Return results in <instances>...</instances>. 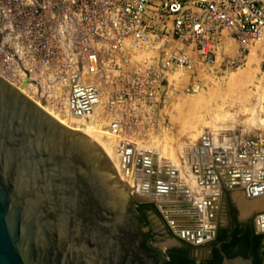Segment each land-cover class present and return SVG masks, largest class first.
Instances as JSON below:
<instances>
[{
  "label": "built area",
  "instance_id": "1",
  "mask_svg": "<svg viewBox=\"0 0 264 264\" xmlns=\"http://www.w3.org/2000/svg\"><path fill=\"white\" fill-rule=\"evenodd\" d=\"M255 49L264 75V0H0V77L74 125L92 119L123 173L152 186L171 184L148 146L178 97Z\"/></svg>",
  "mask_w": 264,
  "mask_h": 264
},
{
  "label": "water",
  "instance_id": "2",
  "mask_svg": "<svg viewBox=\"0 0 264 264\" xmlns=\"http://www.w3.org/2000/svg\"><path fill=\"white\" fill-rule=\"evenodd\" d=\"M263 189L253 182L248 196ZM208 205L216 218L219 205ZM0 264H157L134 235L130 204L101 150L2 77ZM221 264L253 260L223 253Z\"/></svg>",
  "mask_w": 264,
  "mask_h": 264
},
{
  "label": "bare ground",
  "instance_id": "3",
  "mask_svg": "<svg viewBox=\"0 0 264 264\" xmlns=\"http://www.w3.org/2000/svg\"><path fill=\"white\" fill-rule=\"evenodd\" d=\"M255 52L256 50L252 51V56L256 55ZM40 107L62 125L71 130H77L83 133L96 144L102 154L108 159L111 167L115 169H113L115 175H120L121 179L126 181L128 185L127 187V185L119 181L122 194L124 195L123 199H125L127 190L133 185L132 188L136 190V193L142 195V197H139L137 194L139 199L151 201L158 205L176 234L184 235L195 243H201L213 236L217 225V216L216 218L210 217L211 208L208 203L216 202L219 205L221 194L224 189L235 190V199L244 217H246L250 211L252 213V209L254 210V208H264V189L259 191L257 195H252L250 197L247 191L248 186L253 182H259L261 185H264V178L260 177V173H264V138H251L246 144V148L240 150L241 155L239 156L240 158H238L236 155L238 153L235 154L237 150L233 153L234 156L231 154V151H234V148L238 145L235 143V135L232 138L225 136L221 139L222 137L210 136L208 133H205L210 137V145L208 147H202L201 142H199L194 145V147L179 152L180 160H183V166H185L184 169L178 168V163L174 165V162L170 165L166 162L162 163L161 160L163 158L166 160L167 156H172V152H166L163 148L154 145L153 143L158 141V139L154 140L149 143L148 147L153 150V158H155V161L161 166L169 169V172H165L166 176L164 175V177H168L169 179L167 180L171 181V184H169L168 187L157 186V184L152 186L148 184V178L144 174L129 173V175H125L123 173L117 153L118 141L107 131H104L103 127L96 126L92 119L88 121L75 120L79 124L74 125L71 120L51 112L42 105ZM257 108L258 111L263 110V106L260 102ZM256 120L259 121L258 119ZM257 121L255 122L259 123ZM82 123L84 126L80 125ZM75 126H77V128H75ZM166 137L167 135H165L163 139ZM226 139L227 141H225ZM135 149L140 152L145 148L142 143H137ZM220 150H224L225 154H227L225 157L228 158L226 159L228 163L238 158L243 159L241 164L243 166L245 164L248 167L245 166L244 169L241 170V168L236 166L226 171H216V169L220 167L218 163H221L222 158H224L222 157L224 153L220 152ZM236 161V164L240 163L238 160ZM175 166L177 168H174ZM207 166L210 167L209 171L206 169ZM121 174L124 175L122 176ZM211 177L217 180L212 179L209 181ZM118 180H120V177ZM243 188L246 191V198L252 199L256 196H258V198L250 201L244 200L245 197L243 194L242 196L244 199L239 195L241 194L239 191ZM258 219V228L261 230L263 224L260 221V216Z\"/></svg>",
  "mask_w": 264,
  "mask_h": 264
},
{
  "label": "rangeland",
  "instance_id": "4",
  "mask_svg": "<svg viewBox=\"0 0 264 264\" xmlns=\"http://www.w3.org/2000/svg\"><path fill=\"white\" fill-rule=\"evenodd\" d=\"M236 48L235 45L231 47L229 51L230 57H235ZM256 52V55L252 56L251 54V57L240 65V67L229 69L227 73H218L214 70L212 76L206 77V81L204 80L201 89L197 93L178 97L170 111V134L165 139H158V141L153 143L163 148L166 152H172V156H167L166 160L164 158L161 160L162 163L166 162L168 165L172 164V162H174L173 165L178 163V168L184 169L185 166H183V160H180L179 152L184 149L192 148L194 145L198 144L204 133H208L210 136L222 137L221 139L225 136L232 138L235 135V143H239L241 146H246L250 138H264V121H262L264 120V75L260 69L261 61L259 60V54ZM259 102L263 106L262 111H258L257 107ZM254 119L259 123H256ZM75 128H77V126H75ZM225 141H227V139ZM238 158H235L233 163L236 164V160H238L240 163L236 165L243 170L246 165L244 164L243 166L241 164L243 159ZM174 168L177 167L175 166ZM121 175L123 176L124 174ZM117 176L118 179L120 177L119 181H121V183L127 185L126 181H123L120 175L117 174ZM132 186L125 193L124 200L127 204H131L132 202L140 203L139 197H142V195L136 193V190L133 189ZM234 192L235 190L223 191L220 222L224 220L223 207L228 199H232L239 208ZM239 192L241 193L239 195H241V197L244 196L245 199L244 197L243 199L247 201L258 198V196H256L252 199L247 197V199L244 188ZM145 203L155 204L151 201H146ZM155 205L159 212L162 213V217L151 215V222L156 233L160 232L156 237L155 245L163 250L172 242L171 239L163 235L167 233L166 229L171 232L174 238L182 236L175 233V230L172 228L161 209L157 204ZM238 214L242 220H251L256 231H260L258 228V218L260 215H264V208H254V210L252 209V213L250 211L246 217L241 214L239 208ZM208 243L209 242L205 240L199 244H195L199 249L204 251Z\"/></svg>",
  "mask_w": 264,
  "mask_h": 264
},
{
  "label": "flooded vegetation",
  "instance_id": "5",
  "mask_svg": "<svg viewBox=\"0 0 264 264\" xmlns=\"http://www.w3.org/2000/svg\"><path fill=\"white\" fill-rule=\"evenodd\" d=\"M141 204L142 203L136 202L130 204V215L134 228V235L140 242L142 249L146 251L157 264H167L172 256L178 261H188L192 264H221L223 261V253L228 257H230L229 254H235V256L241 255L239 254L241 244L233 243V236L235 234L240 238L253 231L254 235L258 234L251 220L240 219L238 214L239 208L232 199L226 201L225 206L223 207L224 220L220 222L222 211L220 199L217 225L213 236L209 237L210 239H207L209 243L204 251L199 249L194 242L186 238H174L168 229H166L167 233L163 235L167 236L168 239H171L172 242L162 250L155 245L156 237L160 232L156 233L151 222V215L162 217V213L153 208H143L140 206ZM258 249V256L261 258L264 254V238L261 240ZM254 252L253 244H249L247 247L246 258H251L253 264H255L256 258Z\"/></svg>",
  "mask_w": 264,
  "mask_h": 264
},
{
  "label": "trees",
  "instance_id": "6",
  "mask_svg": "<svg viewBox=\"0 0 264 264\" xmlns=\"http://www.w3.org/2000/svg\"><path fill=\"white\" fill-rule=\"evenodd\" d=\"M143 208L149 207V208H153L155 210H158V208L156 207L155 204L153 203H143L140 205ZM264 238V233H258L256 235H254V231L252 233H248L246 234L244 237L240 238L237 236V234H235L233 236V243H240L241 244V250L239 251V254L247 257V247L249 244H253L254 247V255H255V264H262V261L264 259V254L263 256L260 258L258 255V248L260 247V242L261 240ZM230 257L235 256V254H229ZM167 264H192L191 262L188 261H178L174 256H172L170 258V260L167 262Z\"/></svg>",
  "mask_w": 264,
  "mask_h": 264
},
{
  "label": "crops",
  "instance_id": "7",
  "mask_svg": "<svg viewBox=\"0 0 264 264\" xmlns=\"http://www.w3.org/2000/svg\"><path fill=\"white\" fill-rule=\"evenodd\" d=\"M250 139H251V138H250ZM237 144H238V145H237L238 147L236 146V147L234 148V151H233V150L231 151V152H232L231 154H232V156H234L233 153L237 150V152H235V154L238 153V154H236V155L239 157V156L241 155L240 150H241L242 148H243V149L246 148V146H244V147L242 146V147H241V146L239 145V143H237ZM257 146H258V145H257ZM259 146H260V145H259ZM260 147H261V146H260ZM220 152H223V153H224V156H222V157H224V158H222L221 163H218V166H220V167L217 168L216 171H219V170H225V171H226V170H229L230 168H234V167L237 166L236 164H234V163L231 162V161H229V163L227 162L226 159H228V158L225 157V156H227V154H225L224 150H220ZM236 155H235V157H236ZM239 158H240V157H239ZM223 160H224V162H223ZM222 162H223V163H222ZM230 162H231V164H230ZM225 163H226V164H225ZM227 164H228V165H227ZM232 164H233L234 166H233ZM222 165H226V166H222ZM218 166H216V167H218ZM228 166H229V167H228ZM230 166H232V167H230ZM224 167H225L226 169H225ZM227 167H228V168H227ZM221 168H223V169H221Z\"/></svg>",
  "mask_w": 264,
  "mask_h": 264
}]
</instances>
